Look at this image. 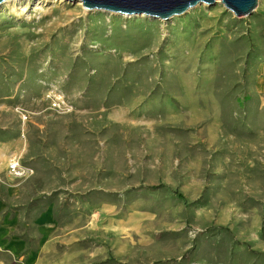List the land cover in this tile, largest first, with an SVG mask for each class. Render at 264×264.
<instances>
[{
	"label": "rangeland",
	"instance_id": "obj_1",
	"mask_svg": "<svg viewBox=\"0 0 264 264\" xmlns=\"http://www.w3.org/2000/svg\"><path fill=\"white\" fill-rule=\"evenodd\" d=\"M5 222L29 252L0 264H264V0L165 21L0 4Z\"/></svg>",
	"mask_w": 264,
	"mask_h": 264
},
{
	"label": "water",
	"instance_id": "obj_2",
	"mask_svg": "<svg viewBox=\"0 0 264 264\" xmlns=\"http://www.w3.org/2000/svg\"><path fill=\"white\" fill-rule=\"evenodd\" d=\"M9 0H0V4ZM80 2L86 11H102L120 16L144 15L168 20L184 14L197 5H213L220 2L237 18L249 16L256 8L257 0H66Z\"/></svg>",
	"mask_w": 264,
	"mask_h": 264
},
{
	"label": "crops",
	"instance_id": "obj_3",
	"mask_svg": "<svg viewBox=\"0 0 264 264\" xmlns=\"http://www.w3.org/2000/svg\"><path fill=\"white\" fill-rule=\"evenodd\" d=\"M14 194V193H13ZM38 223L42 227H49L52 223H54V212L52 209L44 211L40 214L38 218ZM0 228V248L5 249L8 253L12 255L24 256L29 252L26 249V243L19 238H16L11 235L13 232L14 225L10 222H5L1 224Z\"/></svg>",
	"mask_w": 264,
	"mask_h": 264
},
{
	"label": "built area",
	"instance_id": "obj_4",
	"mask_svg": "<svg viewBox=\"0 0 264 264\" xmlns=\"http://www.w3.org/2000/svg\"><path fill=\"white\" fill-rule=\"evenodd\" d=\"M49 105L57 113H66L70 111V106L65 102L62 96L55 93L49 98ZM25 118V116H24ZM9 175L14 179L24 178L30 175L31 170L22 167L19 161H10L7 167Z\"/></svg>",
	"mask_w": 264,
	"mask_h": 264
},
{
	"label": "bare ground",
	"instance_id": "obj_5",
	"mask_svg": "<svg viewBox=\"0 0 264 264\" xmlns=\"http://www.w3.org/2000/svg\"><path fill=\"white\" fill-rule=\"evenodd\" d=\"M10 2H17V1H30V0H9ZM9 1H6V2H9ZM39 1H43V2H46V1H49V0H39ZM6 2H4V3H6ZM87 12V11H86ZM139 17V16H138ZM140 17H142V16H140ZM10 161H18L17 160V157H15V158H12V159H10L9 160V162ZM8 165V164H7Z\"/></svg>",
	"mask_w": 264,
	"mask_h": 264
}]
</instances>
